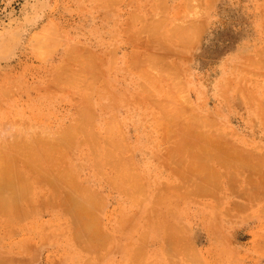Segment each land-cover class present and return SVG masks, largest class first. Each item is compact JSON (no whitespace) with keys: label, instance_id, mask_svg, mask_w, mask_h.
Instances as JSON below:
<instances>
[{"label":"rangeland","instance_id":"obj_1","mask_svg":"<svg viewBox=\"0 0 264 264\" xmlns=\"http://www.w3.org/2000/svg\"><path fill=\"white\" fill-rule=\"evenodd\" d=\"M0 264H264V0H0Z\"/></svg>","mask_w":264,"mask_h":264}]
</instances>
